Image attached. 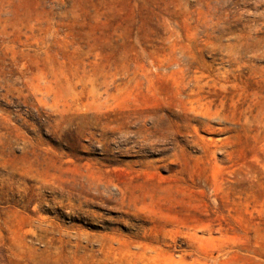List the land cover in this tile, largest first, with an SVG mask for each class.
<instances>
[{"label": "rangeland", "instance_id": "obj_1", "mask_svg": "<svg viewBox=\"0 0 264 264\" xmlns=\"http://www.w3.org/2000/svg\"><path fill=\"white\" fill-rule=\"evenodd\" d=\"M0 264H264V0H0Z\"/></svg>", "mask_w": 264, "mask_h": 264}]
</instances>
